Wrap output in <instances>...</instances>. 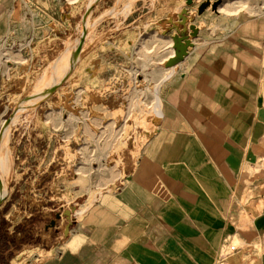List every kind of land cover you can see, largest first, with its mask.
Listing matches in <instances>:
<instances>
[{"label":"rangeland","instance_id":"rangeland-1","mask_svg":"<svg viewBox=\"0 0 264 264\" xmlns=\"http://www.w3.org/2000/svg\"><path fill=\"white\" fill-rule=\"evenodd\" d=\"M227 1L239 0H0V48L24 59H8L0 71V171L8 190L0 202V262L24 264L25 250L39 242L35 234L63 210L110 203L105 193L118 185L99 187L102 170L118 169L132 131L140 150L163 125L151 108L153 91L166 98L170 81H182L223 47L238 50V36H248L242 24L257 15L224 14ZM249 2L263 11L264 0ZM169 41L174 57L162 60ZM159 68L175 75L158 84L152 72ZM124 99L131 105H120ZM4 122L11 125L4 129ZM111 123L119 135L103 151ZM85 157L87 174L78 171ZM83 214L74 217L80 224ZM74 226L66 236L49 228L48 257L57 256Z\"/></svg>","mask_w":264,"mask_h":264},{"label":"crops","instance_id":"crops-1","mask_svg":"<svg viewBox=\"0 0 264 264\" xmlns=\"http://www.w3.org/2000/svg\"><path fill=\"white\" fill-rule=\"evenodd\" d=\"M253 8L255 13L227 14L257 15L242 24L249 34L238 36V50L223 47L182 81H170L157 110L163 125L140 150L132 131L119 170H102L99 187L118 185L116 193H105L110 203L58 213L35 234L39 242L25 250L24 264H264V5L263 11ZM166 47L169 54L168 42ZM142 52L148 57L151 51ZM11 58L24 60L2 46L0 71ZM140 104L132 103L133 112ZM133 112L124 121L132 122ZM105 134L110 139L103 151L119 135ZM86 158L78 168L83 174ZM5 182L0 171V202L8 193ZM81 213L80 224L74 217ZM72 226V238L48 257L49 228L66 236ZM234 242L239 245L231 252Z\"/></svg>","mask_w":264,"mask_h":264},{"label":"bare ground","instance_id":"bare-ground-1","mask_svg":"<svg viewBox=\"0 0 264 264\" xmlns=\"http://www.w3.org/2000/svg\"><path fill=\"white\" fill-rule=\"evenodd\" d=\"M70 2H73V1H76V0H69ZM220 11L222 13H226V14H238L239 12L241 11H248L250 13H255L256 10L253 8V6L247 1V0H239L238 2L236 3H233V2H228L227 5H225L223 8H220ZM90 13V12H89ZM168 45H169V48L171 49V51L169 52L168 56H166L164 59L162 60H165V59H168L170 57H174V52H173V45L172 43H169L168 42ZM9 53V52H8ZM148 54V53H147ZM1 55L2 57H7V55L5 54V52H1ZM149 55V54H148ZM145 56V55H144ZM19 57V55H18ZM72 57V56H70ZM16 58V57H15ZM146 58H147V55H146ZM147 60V59H146ZM148 61V60H147ZM144 67H147V64L146 65H143ZM172 71V70H171ZM171 71L169 72L167 69H160L156 74H154L155 77H158V84L160 83H163L165 80H167L169 74L171 73ZM57 80V79H56ZM56 85V84H55ZM153 95H154V98H153V103H152V110L153 112L156 114V115H160L161 113L159 111H157L159 108H160V95L159 93L153 91ZM26 103V102H25ZM17 110V109H16ZM18 116V115H17ZM16 117V116H15ZM3 127L4 129H6L8 126L11 125L10 122H4L3 123ZM106 130L108 131H117V129L114 127V123H111L110 126H107ZM5 132V131H4ZM2 135V134H1ZM3 136H4V133H3ZM2 136V137H3ZM2 141V139H0ZM7 142L8 140L7 139H4L3 140V143L2 145H6L4 146L5 150H4V154H3V163H6V162H9L7 160H10L9 158V148L7 147ZM105 146V145H104ZM111 146V145H110ZM84 151L86 152L87 151V148L84 149ZM86 155V154H85ZM87 159V158H86ZM1 160V161H2ZM89 161V160H87ZM2 164V163H1ZM8 164V163H7ZM3 165V164H2ZM107 172V171H106ZM105 174V173H104ZM103 185V184H102ZM104 187V186H102ZM234 244V243H233ZM237 246V245H235ZM223 263V261L221 262Z\"/></svg>","mask_w":264,"mask_h":264},{"label":"built area","instance_id":"built-area-1","mask_svg":"<svg viewBox=\"0 0 264 264\" xmlns=\"http://www.w3.org/2000/svg\"><path fill=\"white\" fill-rule=\"evenodd\" d=\"M235 250H236V246H235V245H232V246L230 247V251L233 252V251H235Z\"/></svg>","mask_w":264,"mask_h":264}]
</instances>
